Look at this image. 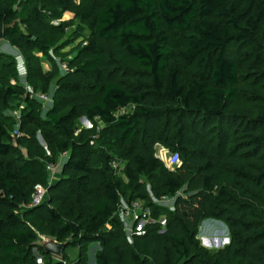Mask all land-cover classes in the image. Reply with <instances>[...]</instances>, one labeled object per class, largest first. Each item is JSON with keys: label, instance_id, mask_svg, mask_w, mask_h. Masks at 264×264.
I'll return each mask as SVG.
<instances>
[{"label": "trees", "instance_id": "1", "mask_svg": "<svg viewBox=\"0 0 264 264\" xmlns=\"http://www.w3.org/2000/svg\"><path fill=\"white\" fill-rule=\"evenodd\" d=\"M23 3L20 12L16 0H0V41L16 48L29 69L34 52L49 58L54 36L73 25L62 21L66 13L74 11L90 35L69 61L76 77L58 82L59 92L70 99L66 111L61 100L43 112L10 84L18 76L0 56V73L7 74L0 76V264H27L35 230L59 242L71 238L80 248L97 244L95 264H215L195 250L202 217L225 224L233 260L264 264V218L241 200L264 207V115L229 111L246 66L252 61L255 75H264L258 41L264 37V0ZM122 59L139 70H125ZM57 75L55 70L40 76L43 92ZM14 101L26 104L21 131L42 130L47 138L46 131H54V161L69 152L67 178L49 188L42 214L26 212L27 222L21 206L36 186H49L48 174L35 169L12 142L3 111ZM80 117L98 118L115 131L124 147L127 182L113 176L110 158L99 167L83 139H74ZM158 145L178 158L174 170L156 155ZM143 178L152 182L157 199L174 198L173 210L164 227L135 233L127 245L117 211L121 199L128 205L148 200ZM96 184L100 194L93 191ZM165 212L152 207L153 216Z\"/></svg>", "mask_w": 264, "mask_h": 264}, {"label": "rangeland", "instance_id": "2", "mask_svg": "<svg viewBox=\"0 0 264 264\" xmlns=\"http://www.w3.org/2000/svg\"><path fill=\"white\" fill-rule=\"evenodd\" d=\"M25 0H16V8L21 12ZM77 5L79 1L76 2ZM74 11L68 12L64 15L62 21L73 20L65 35L56 34L55 45L53 50L50 51L49 58L42 55L41 52H34V60L32 68L26 66L22 54L7 41H0V56L5 58L6 63H11L16 71L18 78L16 80L10 79V84L22 88L25 92L29 93L35 101L40 105V109L44 112L49 109L55 102L61 101L63 104H70L69 96L59 92L58 82L60 79H65L67 76L74 75V69L69 66V61L74 59L75 56L80 54V50L85 46L87 37L90 35L89 28L75 18ZM57 24V21H53ZM261 48L264 49V37L259 38ZM109 48L114 46L108 44ZM246 47V46H245ZM243 47V48H245ZM245 52V50H244ZM121 67L128 71H138L139 68L132 61H120ZM254 64L252 61L242 72L241 79L238 84V100L229 108L230 112L263 114L264 115V75H255ZM57 71L58 75L50 82L48 90L42 91L43 84L40 76H48L51 72ZM6 73H0V76L5 77ZM78 76V75H77ZM46 93L48 100L40 99L39 95ZM23 101H14L7 106L3 114L8 119V129L14 138V143L18 144L21 154L24 159L31 161L35 169H45L48 174V187H44V195L39 204L32 202L33 192L30 196V201L22 204L20 215L26 222L29 221L25 214L28 210L33 211L35 214H42L44 206L49 204L51 187L57 186L63 179L67 178L64 175L63 168L69 158V152L60 154L54 161V154L58 151L57 135L54 131H46L49 137L45 136L42 130L27 129L20 130V121L17 115L20 114L25 107ZM69 107L66 106L65 111ZM128 109L119 110L118 114L128 112ZM44 117V114L41 115ZM74 139L82 138L90 149L91 160L101 168H104V160L111 159L110 167L113 171V176L118 177L127 182L123 169L126 165L123 146L117 140L115 131L105 125L100 119L83 120L82 117L76 121V129L73 135ZM20 142V143H19ZM156 155L163 161L164 165L174 170L178 165L176 155L161 146H156ZM52 167L48 169V166ZM145 182V189L148 196L147 201L137 200L138 206L132 207L128 205L124 199L120 200L118 207V217L122 222L121 237L123 242L127 245L132 244V236L137 232L145 231L150 228L164 227L167 219L168 212L173 210L174 198L157 199L154 196V187L150 180L143 178ZM154 181L159 182V176H154ZM94 193L100 194L99 184L94 185ZM242 201L250 202L259 215L264 218V207L260 203L249 201L246 198H241ZM156 206L166 210L165 214L153 216L152 207ZM36 239L29 247V256L26 260L27 264H95V257L100 251L97 244H90L86 247L80 248L71 238H68L67 246L65 247L62 256L57 258L51 254H46L40 246V241L49 236L46 233L35 230ZM54 238V237H53ZM229 232L225 224L216 219H209L202 217L199 226L195 232V250L203 258L214 262L215 264H240L239 261L233 260L229 253ZM142 258V257H141ZM142 262H146L142 258ZM149 263V262H148ZM242 264V263H241Z\"/></svg>", "mask_w": 264, "mask_h": 264}, {"label": "water", "instance_id": "3", "mask_svg": "<svg viewBox=\"0 0 264 264\" xmlns=\"http://www.w3.org/2000/svg\"><path fill=\"white\" fill-rule=\"evenodd\" d=\"M82 119L86 120L85 117H82ZM226 240L228 241L229 239ZM66 245V242H59L52 236H46L40 241V246L43 248L44 253L51 254L57 258L62 256Z\"/></svg>", "mask_w": 264, "mask_h": 264}, {"label": "built area", "instance_id": "4", "mask_svg": "<svg viewBox=\"0 0 264 264\" xmlns=\"http://www.w3.org/2000/svg\"><path fill=\"white\" fill-rule=\"evenodd\" d=\"M25 95L28 96L29 98H32L31 95H30L29 93H27V92H25ZM39 97H40V99H43V100H45V101L48 100V96L46 95V93H42V94H40ZM17 119H19V121H20V119H21V113L17 115ZM12 142H14V138H13V136H12ZM176 159H177V162H178V164H179V160H178V158H176ZM177 166H178V165H177ZM51 167H52V164H50V165L48 166L49 172H50ZM43 195H44V187H43V186H36V187L34 188V192H33V196H32V202H33L35 205H36V204H39V203L41 202L42 198H43ZM131 205H132V207H136V206H138V202L135 201V202H133ZM137 233H138V234H142V233H144V232L142 231V232H137Z\"/></svg>", "mask_w": 264, "mask_h": 264}]
</instances>
